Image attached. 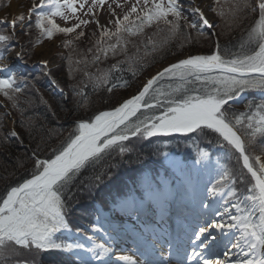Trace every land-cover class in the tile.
I'll return each instance as SVG.
<instances>
[{"label":"snow or ice","instance_id":"snow-or-ice-1","mask_svg":"<svg viewBox=\"0 0 264 264\" xmlns=\"http://www.w3.org/2000/svg\"><path fill=\"white\" fill-rule=\"evenodd\" d=\"M224 2L229 3V0ZM106 3L107 0H39L38 3L33 0L26 13L15 15L10 22L0 21L9 23L12 29L8 35L0 34V43L4 44L6 52L10 51L7 44L15 38L17 27L21 34L29 35L33 26L38 31L33 46L41 44L45 39L52 40L57 34L67 36L76 33L75 39L78 40L85 32L76 30L94 22L101 29L95 44L96 52L107 57L109 52L113 55L118 51L126 54V35H140L145 28L154 24L165 25L166 35L160 41L149 37L145 45L146 52L148 45L155 52L178 36L192 43L191 34L183 33L182 29L191 30L198 37H206L208 34L203 29L214 27L205 12L194 3L187 10L192 16L186 15L183 0H123V5L119 0H112L117 8L126 7V11L122 16H117L109 4V12L115 19L109 21L113 28H107L101 26L96 18L97 11ZM257 10L258 18L247 29V35L239 41V50L230 53V58L221 54L217 40L216 50L211 55H188L178 59L148 79L138 94L123 100L110 111H99L88 119L76 121L66 143L53 150L50 158L40 159L34 152V167L30 178L10 187L5 195L0 196V257L6 258L15 252L16 246L32 247L42 252L85 249L80 243H57L53 239L55 233L69 227L65 220L64 192L70 190L82 168L99 160L113 146H119L120 152H125L120 142L128 140L129 135L149 137L168 133L207 134L210 131L217 134V143L221 147L226 144L238 154L242 168L250 175L251 185L247 188L249 194L232 204L236 214L229 215L228 223L213 221L199 228L195 236L203 251L194 250L188 260L191 262L199 258V264H264V102H250L245 105L244 111L232 112L229 116L230 102L235 101L242 92L248 89L264 92V0H254V3L253 0H231L229 5L227 15L231 16L230 25L238 21L239 13ZM211 11L222 19L226 16L221 0H214ZM78 13L90 16L92 20L83 19ZM57 17L65 24L71 20L77 22L71 26H61L56 21ZM215 35V32L211 33V36ZM113 38L114 43H106ZM63 44L69 47L72 40H64ZM22 51L15 53L17 59H22ZM225 52H228V48H225ZM99 59V55H94L91 62L96 63ZM135 59L128 57L127 61L118 62L107 70H99L98 76L87 71L84 75L89 77L94 86L107 84L111 73L120 70V63H131ZM6 60L7 57L0 53V72L7 70ZM81 62L87 66L86 60L76 63ZM41 63L47 66L48 61ZM213 72L219 75H211ZM165 78L172 81L167 89L155 88L158 81ZM17 79L16 74L0 78V95L10 101L13 108L18 107L17 94L22 93ZM196 84L199 87H189ZM120 86H127V82ZM107 90L111 92L113 88ZM73 92L76 96H84L82 91L74 89ZM141 109L163 111L159 115H143L141 119L137 116ZM133 117L136 118L135 122L132 121ZM7 136L18 138L15 130L8 132ZM199 156L206 157L207 153L200 151ZM197 163H200V159ZM221 168L219 178L208 189L209 195H220L228 188L227 195L236 197L237 193L230 186L234 184L231 171L223 165ZM241 204L245 206L241 207ZM224 213H228L227 208ZM216 215L222 213L217 212ZM213 228L225 236L228 235L225 229L239 233L235 237L236 243L232 245L240 250L238 256L230 259V250L223 253V259L216 254L214 249L218 245L215 242L219 238L209 232ZM92 230L95 232L99 229L94 226ZM92 239L88 237V240ZM85 251L91 253L92 260L102 261L110 249L93 241L92 247ZM119 259L126 264H137L131 257ZM62 264H71V261L65 259ZM80 264H91V260L80 258ZM139 264L153 262L140 261ZM177 264H183V261L178 260Z\"/></svg>","mask_w":264,"mask_h":264},{"label":"trees","instance_id":"trees-1","mask_svg":"<svg viewBox=\"0 0 264 264\" xmlns=\"http://www.w3.org/2000/svg\"><path fill=\"white\" fill-rule=\"evenodd\" d=\"M8 0H0V11L4 8ZM229 3L221 0V5L226 13L222 19L216 13L219 31L217 40L220 43L221 54L225 58H230V53L239 50V41L247 35V29L258 18L256 12H241L239 19L234 24H229L231 16L229 13ZM34 17V16H33ZM33 21V19H32ZM166 26L160 24L145 28L140 35L129 37L126 34L128 43L127 52L118 51L115 55L109 52L107 57L103 53L96 52V40L99 33L92 31L88 38L72 40V44L64 53H61L60 61L62 66H58L46 71V76L35 74L26 69L24 74L18 75L17 83L22 88V93L17 94V108L11 106V102L6 100L8 107L15 115L17 137L9 138L1 128L2 115L0 114V196L24 179L30 178L33 167V153L40 159H47L53 155V150L59 149L66 143L71 131L75 127L76 121L88 119L99 111H110L116 107V103L126 89L137 82L150 67L154 64L165 61L174 54L194 48L203 55H208L216 50V42H213L209 35L198 37L197 34L188 29H182L183 33H189L193 37L192 43L184 41L183 36L171 40L167 45L153 52L152 46L145 45L147 39L151 37L154 41H160L166 35ZM35 28L30 30L29 35H17V38L33 43L38 36ZM0 31L8 35L6 30L0 25ZM115 40L106 41L114 43ZM9 41L7 47L11 46ZM192 46V47H191ZM173 48V50H171ZM192 48V49H193ZM228 48V52H225ZM91 49V51H89ZM22 64L27 66L24 49ZM0 51L4 52L5 47L0 43ZM94 55H99L100 59L92 63ZM128 57H135L133 62L120 63V70L113 71L107 84L95 85L84 75L87 71L94 76L100 75L99 70H107L118 62L127 61ZM71 58V63L69 62ZM88 61L87 66L83 62ZM135 73V74H134ZM218 73V72H216ZM10 74V75H11ZM218 75V74H217ZM189 79H192L189 77ZM55 81V83H53ZM127 82V86L120 85ZM48 82L54 84L56 90L64 94L52 93L48 89ZM172 81L167 78L161 79L155 88L163 87ZM115 85V87H113ZM189 87H199V84L189 85ZM113 88L111 92L107 89ZM82 91L84 96L74 95L73 90ZM259 89H248L243 93L245 99L239 103H231L229 106V116L232 112L245 110V105L254 102L261 103L264 99L258 95ZM197 94V93H192ZM242 94V93H241ZM156 111V112H154ZM162 109H145L138 114L153 115L161 112ZM67 119V121H66ZM65 123V124H64ZM66 125V126H65ZM217 134L208 131L207 134L185 133V134H158L155 136L144 137L142 135L129 136L126 141L120 142L126 149L121 153L119 146H113L107 150L99 160L93 161L81 169L70 190L64 192L65 219L72 231H79L85 234V228H90L93 223L94 212L90 209L98 205L102 210H107L110 205L117 204L119 200L130 196L131 189L139 198L138 192L143 191L144 185H153L162 189L167 183L172 185L173 181L193 176L194 167L191 166L192 160L199 165L209 163V158L218 156L221 166H226L232 174L234 184L231 186L238 195H247V188L251 185L250 175L242 168V162L238 160V154L225 144L221 147L217 143ZM172 146L180 150V160L183 167L175 170L173 162H169L167 149ZM167 147V148H166ZM192 147V149L190 148ZM210 155L204 159L199 156V151ZM198 152V153H197ZM99 176L100 179H96ZM167 181V183H165ZM68 259L71 264H80L69 253L59 250H49L42 252L35 248H24L16 246V250L5 257H0V264H62Z\"/></svg>","mask_w":264,"mask_h":264},{"label":"rangeland","instance_id":"rangeland-1","mask_svg":"<svg viewBox=\"0 0 264 264\" xmlns=\"http://www.w3.org/2000/svg\"><path fill=\"white\" fill-rule=\"evenodd\" d=\"M35 2L38 3L39 0H35ZM119 2L123 5V0H119ZM213 2L214 0H198L197 6L200 7L205 12L206 17L214 25L213 28L211 29L205 28L203 29V31H205L210 36L213 42H216L217 33L219 31L218 29L219 25H218V19L216 18L214 12L211 11V6H213ZM13 3L14 6L12 7ZM32 3L33 0H8L4 8L0 11V21L10 22L15 15L21 12L26 13L27 9L31 6ZM193 3L194 1L192 0H183V8L185 9V14L189 15V17H191L192 14L190 11L187 10L189 9V5ZM109 4L112 5V9L116 12L117 16H122L123 12L126 11V7L117 8L116 5L112 3V0H107V3L103 6V8L97 11L96 18L99 20V24L107 28H113V25L109 23V21L114 20L115 17H113L109 12V8H108ZM78 14L81 15L83 19H88L90 21L92 20V17L90 16H83L82 13H78ZM32 19H33L32 23L34 25L35 17H33ZM56 21L61 26H71L72 24L77 22L75 20H71L67 24H65V22L62 21L59 17L56 18ZM181 23L183 24V22ZM0 25H2V28H4L8 34L11 33L12 29L9 27V23L0 22ZM34 31L35 33L38 34V31L36 29ZM76 31L77 32L84 31L85 35L81 38H88L90 37L89 34L92 31L98 32L100 34L101 29L97 27V25L94 22H90L88 25L81 26V28L77 29ZM212 32H215L216 35L211 36ZM0 34H5V33L0 31ZM17 35L18 36L22 35V37L24 38V35L21 34L19 27H17L16 29L15 38L11 40L12 44L8 48L10 51L7 52L0 51V53H3L7 57V60L5 62L8 64L7 70L0 72V78L10 75L11 72H15L18 75H22L24 74L26 69H29V71L33 72L34 74L35 72H38L41 76H46L47 70H50L58 66H62L61 64L62 62L60 61L61 53H64L66 50L68 51L67 49L68 47H64L63 41L69 40V38L72 39V37L75 38L76 33H71L67 36H65L64 34H57L52 40L45 39L41 44L35 46H33V43L30 44L27 40L24 41V39L17 38ZM192 48L183 50L176 55L174 54V52H171L170 55L172 56L170 58L160 63L154 64L142 76L139 77V79L135 84H133L132 86L126 89V91L121 95V97L117 101L116 105L118 106V104L122 103L123 100L131 98L133 95H136L139 92L140 88L143 86V84L146 83L147 80L150 79L155 74V71L158 69L161 70L160 68L164 67V65H166L167 63L175 61L183 56H185L186 58L188 55H203V53H201L200 51ZM24 49H26L27 51V55H25V58L27 60L26 61L27 66L23 65L22 61L20 59H17L15 56L16 52L23 50L22 55L24 57V51H25ZM171 50H173V48ZM211 54L212 53L208 55ZM44 60L48 61L47 66L41 63V61ZM217 74L219 75V73L216 72L211 73V75H217ZM48 85H49L48 89L50 90V92L52 93L56 92L59 94L58 96L65 93V91L60 93L58 90H56L54 84L51 82H48ZM242 94L244 93L242 92ZM146 99L148 98L146 97ZM149 102H151V100H149ZM143 110L145 109H141V111ZM0 114L2 115L1 128L3 132L6 135L8 132L12 130H15L17 132L15 115L8 107V104L2 95H0ZM159 114L160 113L157 112L156 115ZM137 116H139L141 119L143 118L141 114H138ZM135 119L136 118L133 117L132 121L135 122ZM168 134H173V133H168ZM179 134H185V133H179ZM8 137L11 139H15L10 136ZM190 148L192 149V147ZM167 150L168 153L165 152L166 155L164 156L168 157L169 162H173L172 165L174 169L179 170L181 167H183L182 165L183 162L180 160L181 159L180 156H177L180 155V150L174 146H172L170 149ZM200 151H203V149H201ZM207 155L208 156L210 155V151L207 153ZM208 156L204 157V159L207 158ZM219 159L220 158L217 155L216 156L214 155L209 158L208 161L209 163L205 165H199L197 162H195V160L190 161L191 166L194 167L193 176L188 179L181 177V179L173 181L172 185H170V183H167L166 181L165 183L167 184H165L162 189H158L153 185H144L142 188L143 191L138 192L139 195L138 199H140L139 201H142L143 203L146 204L144 210H138L139 207H137L135 204V200L137 196L133 193L132 189L130 190L132 194H130L129 197H127L126 199L119 200L117 204L110 205V207L107 210H105V212L101 210L100 206L95 205V207L90 209L91 211L94 212L92 226L90 228L84 229L85 234L79 231H75V232L82 234L87 238L91 236L93 238L91 242L94 241L96 244H104L105 246H110L109 245V243H111L110 238L105 234V232H109V230H107L106 227H104L105 226L104 223L105 224L111 223V221L108 220V217L113 216L116 219L123 218L127 221H134L135 225L132 227L138 229L140 225L143 223V218L147 216L153 219L158 218L159 216H163V213H165L166 215L169 211L172 210V208H174L175 210V215L172 218V222L173 225L176 226L190 225L189 223H191V220L194 221L196 220V224L194 225V228H197L199 230L200 227H205L207 226V224L212 223L213 221L228 223L229 215L236 214V209L232 207V204L238 202V200H243V197L246 195L237 194L236 197H229L227 195L228 188H225L224 192L220 195H215V196L209 195L208 189L212 186L213 182L219 178V173L222 170L221 162L219 161ZM205 205H208V207H205ZM244 206H245L244 204H241V207ZM225 208L228 209V213L226 214L224 213ZM217 212L222 213V215H216ZM102 213H105V215L101 219ZM94 226L99 230L93 232L92 229ZM225 231L230 233L227 236H225L219 230H216L214 228L209 229V232L211 233L212 236L219 238L215 242L216 245H218V247H216L214 251L216 252L217 255H219L221 259H223L224 258L223 253L227 250H230V259H234L236 256L239 255L240 250L233 248L232 245L236 243L235 237L239 233L236 232L235 230L229 231L225 229ZM205 235H207V233ZM53 239L57 243H64V244L69 243L70 240L75 241V238L69 237L64 230L55 233ZM120 239L121 238H114V241L115 240L120 241ZM189 239H190L189 235L187 236L185 234L184 244H187ZM209 243L211 244L212 241L210 240ZM187 250L188 252L185 253L187 255V258L186 260L185 259L182 260L183 264H193L187 260L188 256L193 252V249L192 250L185 249V251ZM126 251H128L127 248L124 249V252ZM91 263L108 264L107 262H103V261L101 262L91 261ZM154 264H168V263L158 262Z\"/></svg>","mask_w":264,"mask_h":264},{"label":"bare ground","instance_id":"bare-ground-1","mask_svg":"<svg viewBox=\"0 0 264 264\" xmlns=\"http://www.w3.org/2000/svg\"><path fill=\"white\" fill-rule=\"evenodd\" d=\"M192 1H194V5L197 6L198 0ZM13 6L14 3L12 4V7ZM181 58H185V56ZM177 60L170 63L177 62ZM170 63H167L166 65H164V67L169 65ZM157 71H159V69L156 70L155 73ZM135 204L137 207H139L138 210H144L146 205L145 203H143L142 201H138L137 199L135 200ZM101 215L102 219L105 213H102ZM174 215L175 210L174 208H172V210L169 211L166 215L165 213H163V216H159L158 218L153 219L147 216L143 218V223L138 229L132 227L135 225L134 221H127L123 218L116 219L113 216L108 217V220H110L111 223H103L105 225L104 227L109 230V232H105V234L109 236L111 243H109L110 246L105 247L109 248L110 251L106 256H104L102 261L107 262L108 264H126V262L122 259H119V257L127 256L137 261V264H139L140 261H150L153 262V264L158 262L177 264L178 260H186L187 255L185 253H187L188 250L185 251V249H193V251L195 250L197 252L203 251L199 247L200 241H197L195 236V233L198 231L197 228H194L196 220H191V223H189L191 227L190 225L176 226L173 225L172 222V218L174 217ZM62 230H64L69 237L75 238V241L70 240L69 243L83 244L85 246V249L92 247L93 242H91V240H88V238L83 236L82 234H79L75 231H70L69 229ZM229 233L230 232H228V234ZM183 234H186L187 236L189 235L190 237L187 244H184ZM114 238L121 239L120 241H114ZM126 248L128 251L124 252V249ZM85 249H72L68 252L75 254L79 258L88 259L93 262H101L92 260L91 253L86 252ZM191 263L199 264V258L191 261Z\"/></svg>","mask_w":264,"mask_h":264},{"label":"water","instance_id":"water-1","mask_svg":"<svg viewBox=\"0 0 264 264\" xmlns=\"http://www.w3.org/2000/svg\"><path fill=\"white\" fill-rule=\"evenodd\" d=\"M173 63H175V62H173ZM168 66V65H167ZM167 66H165V67H167ZM164 68V67H163ZM161 70H162V68H161ZM160 71V70H159ZM158 72V71H157ZM156 72V73H157ZM155 73V74H156ZM154 74V75H155ZM143 87V86H142ZM142 87L140 88V90L142 89ZM139 90V91H140ZM138 94V93H137ZM258 95L260 96V98H262V99H264V92H259L258 93ZM245 94H241L235 101H233V102H231V103H239L240 101H242L243 99H245ZM74 255V254H73ZM75 256V259L77 260V261H80V258L78 257V256H76V255H74ZM91 264H93V263H91Z\"/></svg>","mask_w":264,"mask_h":264}]
</instances>
